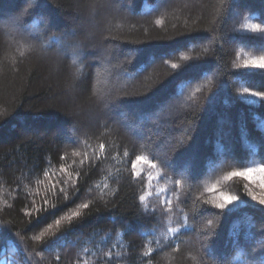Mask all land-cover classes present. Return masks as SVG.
I'll use <instances>...</instances> for the list:
<instances>
[{
    "label": "trees",
    "instance_id": "1",
    "mask_svg": "<svg viewBox=\"0 0 264 264\" xmlns=\"http://www.w3.org/2000/svg\"><path fill=\"white\" fill-rule=\"evenodd\" d=\"M261 57L264 0H0V264H264Z\"/></svg>",
    "mask_w": 264,
    "mask_h": 264
},
{
    "label": "snow or ice",
    "instance_id": "2",
    "mask_svg": "<svg viewBox=\"0 0 264 264\" xmlns=\"http://www.w3.org/2000/svg\"><path fill=\"white\" fill-rule=\"evenodd\" d=\"M252 67H258V68H264V57H261L259 61H252L251 62ZM173 67H175V65H173ZM101 148H103V145H101ZM142 157L137 156L136 160L139 161L141 160ZM135 161L133 162V169H135ZM252 171H254L253 169H247V173H251ZM259 171H261L262 173H264V167L260 168ZM247 173H234L233 175H240V174H247ZM134 177L136 176L135 171L133 172ZM262 187H264V183H262ZM144 197H141V200H143ZM237 199V197L235 196H224L223 197V203H219L216 205L217 208L219 209H224L226 207V205H229L231 203H233V201H235ZM253 200H256L257 197L253 196L252 197ZM259 203L261 205H264V198H260L259 199ZM82 207H87V205H82ZM73 215H76L75 213ZM57 223H59V221H57Z\"/></svg>",
    "mask_w": 264,
    "mask_h": 264
},
{
    "label": "rangeland",
    "instance_id": "3",
    "mask_svg": "<svg viewBox=\"0 0 264 264\" xmlns=\"http://www.w3.org/2000/svg\"><path fill=\"white\" fill-rule=\"evenodd\" d=\"M235 17H236V15H234ZM234 17V18H235ZM221 124H223V122H221L220 120L218 121V125H221ZM220 131L221 130H219L218 131V129H217V131H215V136H218V134L220 133ZM258 187H260V186H258ZM257 199L256 200H254L255 202H258L259 203V199L260 198H264V188H262V189H258V194H257Z\"/></svg>",
    "mask_w": 264,
    "mask_h": 264
}]
</instances>
